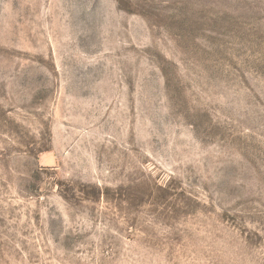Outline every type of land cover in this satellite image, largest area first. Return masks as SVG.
Masks as SVG:
<instances>
[{
  "label": "rangeland",
  "instance_id": "374dc122",
  "mask_svg": "<svg viewBox=\"0 0 264 264\" xmlns=\"http://www.w3.org/2000/svg\"><path fill=\"white\" fill-rule=\"evenodd\" d=\"M0 264H264V0H0Z\"/></svg>",
  "mask_w": 264,
  "mask_h": 264
}]
</instances>
